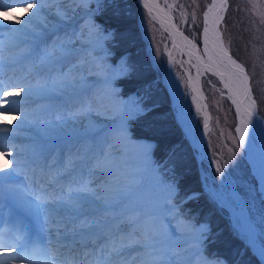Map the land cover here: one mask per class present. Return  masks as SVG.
<instances>
[{"label": "rangeland", "instance_id": "374dc122", "mask_svg": "<svg viewBox=\"0 0 264 264\" xmlns=\"http://www.w3.org/2000/svg\"><path fill=\"white\" fill-rule=\"evenodd\" d=\"M161 1L166 5L173 4L172 11L179 27L183 29L186 35L201 45L200 29L202 27V21L200 20V6L201 4L202 8L206 6L208 0ZM232 1L233 3L230 4L229 0L230 7L227 12V21L225 24V17L223 19L222 31L224 41L227 47L231 48L230 50H232L234 56L243 61L244 64L245 60L247 61L248 64L246 63L245 65H248L247 68H249L251 83L253 84L252 90H254L253 93L258 102V106H262L264 116V0ZM5 2H9V0H5ZM65 2L66 0H45L42 11L36 5H33L32 10L28 12H23L24 8L19 6L12 10L10 14L0 10L2 13L0 14V23L7 24L9 17H16V19L19 18L21 21L20 26L15 27L19 31H10L9 27L0 28V63L12 60L15 54L25 55L29 49L27 42H23L21 49H18V46L7 52L4 48L12 39H22L24 41L31 39V31L45 33L44 28L52 26L59 20V17L55 15V10ZM102 2L103 0H101ZM143 8L142 6L139 8V27L144 37L145 46L152 65L157 72L156 81L162 82L168 87L172 96V107L176 113V118L181 120L182 125L187 129L194 126L195 136L198 139L203 130V116L195 110L194 96L184 72L183 66L187 65V56L171 45L172 39L163 26L158 23V20L152 13H149L146 8ZM32 11H40V15L33 16L32 22L25 25L23 22L28 20L29 16L32 15ZM80 12L81 10L77 9L71 15L70 19L65 20L70 25L66 29L60 32H50L41 38L38 43V54L35 58H31L21 70L17 69V74L12 69L8 70L15 79H25L28 82L26 77H21V75H29L28 65L30 67H39L44 62L42 57L47 50H50L53 46L59 47L60 45H67L63 40L59 39L60 34H71L68 41L81 42L88 46L83 56H73L64 61L60 69L57 68L53 71L54 75L52 78L57 74L60 75L61 71H66L67 68L75 65L73 67V77L76 82L84 80L83 83H90L84 87L85 89L77 101L69 102L65 107L55 109L51 115H48L44 119L32 121L34 127L31 126L28 129L25 128L20 131L21 137L26 139V133H30L31 139L30 141L21 140V145L17 149L16 159L19 160L20 155H22V148H24L26 154L36 150L40 143L38 144L35 136L40 132L48 130L47 127L49 125L56 124V128L67 125L72 126V123L76 121L75 119L83 115L98 120L106 118L110 121V124L105 125V130L110 133L104 136L102 134L99 135L103 139L99 152L103 151L108 156V168H110V165L116 168L114 171L118 174V177L110 180L111 186L114 189L117 186V189L121 193H124L128 189L132 190L133 188L132 185L123 183L124 181L140 182L137 185L138 188L132 192V198H134L138 191L150 190V188H154L157 184H161L162 188L159 190L154 189L160 196L158 200H160L161 204L167 195L168 186L176 181L174 172L169 165L164 164V162L160 165L151 154L149 156L147 151L150 148L152 149L154 145L151 140H136L130 136L131 123L139 116L137 115V107L149 104L148 94L146 91L139 90L127 96L121 93L120 87L118 86L119 80L133 72L130 60H128L126 55L116 56L112 38L105 40L102 34H93L95 32V29L91 27L93 23L102 30L110 32L97 20L98 13L92 18L89 17L88 13L80 17ZM169 58H171V63L181 79L180 87L182 94L180 97H176L175 89L171 84ZM77 68L79 69L78 72L76 70ZM211 76V74H207L202 79L208 109L211 113L210 131L203 146L205 160L209 163H212L213 160L216 164H219L221 170L227 172L230 181H233L237 185L255 219L258 227V235L264 243V208L256 192L249 166L244 159L237 136L233 128L229 127V122H227L231 115L230 109L226 105V96L223 94L222 88L212 84L214 79ZM52 78L50 77L45 83L32 78L30 85L24 86V89L20 90L19 93L26 90L31 91L34 86H44L48 92H51V90L62 92L69 89V87H63L61 85L60 79L54 80ZM0 82H7V79L1 74ZM3 91L10 92V94L11 92L16 93L17 88L8 83L5 88H2L0 93ZM19 102H22V100H19ZM49 103V100L45 98L36 99L16 114V120L25 119L30 111L33 110L32 113H34L39 110L38 108L47 106ZM24 111L26 115L23 114ZM51 141H56V138L53 137ZM45 143L48 142H42V144ZM89 144L88 141L76 142L66 152V155L62 157V160L57 157L56 152L52 154L48 153L45 160L46 164H50L51 166L54 164V166L52 171L46 173L43 178L55 174L69 156L75 155L78 150L82 151L88 148ZM27 146L30 147L28 151ZM4 157L10 159L7 155H4ZM206 170L207 172L204 175L209 182L218 184L219 175H217L216 169L214 170V168L209 166ZM16 174L20 178H25L27 175V173L22 172H16ZM143 175L146 176L143 178ZM219 184H222L221 180ZM14 187L13 194L17 193L21 199H23V196L31 197L33 200L42 197L37 196L34 190L22 183H15ZM39 188L44 190L47 187L42 183ZM60 194L59 189L55 192L51 190V195L45 199H54ZM128 202L129 199L127 198L126 201L120 203V208L124 209ZM23 205L26 209H36L35 205L30 206L26 202ZM155 210L146 212L144 215H150ZM179 221H182V218ZM179 221L171 220V224L174 222L176 229H171L168 225H166V228L169 231L179 230L184 234L186 233L187 239L190 240L188 245L194 248V252L187 258L189 260L187 264H204L201 260L203 255L200 254L201 250L199 248H201V244L207 238L209 232L198 243L199 234L196 229L200 225H208V223L195 224L193 221L185 219V224L182 222L181 224ZM182 225H188L189 227L184 228ZM66 228H63L65 235L61 236L69 240L71 233L66 232ZM186 229L189 231L187 232ZM182 245L185 246L181 242H176L172 245L176 247L179 252L178 255L180 254ZM167 258L169 259V254ZM176 258L177 256L174 257L175 260ZM175 260L172 261V264H175ZM219 261L222 264H229L223 259H219ZM234 264H239V262H234Z\"/></svg>", "mask_w": 264, "mask_h": 264}, {"label": "snow or ice", "instance_id": "6c2138e0", "mask_svg": "<svg viewBox=\"0 0 264 264\" xmlns=\"http://www.w3.org/2000/svg\"><path fill=\"white\" fill-rule=\"evenodd\" d=\"M45 0H0V10L10 14L16 7H23L26 12L31 11L33 5L43 10ZM93 5H95L93 7ZM144 6L148 7L147 0H144ZM104 5L101 0H66L55 10V15L60 20H68L77 10H86L89 17L94 18ZM171 8L172 5H169ZM227 10V0H213L204 13L203 18V45L204 55L207 56L205 71L213 72L218 75L228 89L232 103L236 105L237 115L240 116V126L236 129L239 133V143L243 145L245 134L251 123L253 107L255 100L251 99V88L249 86V77L245 69L236 60L228 55L223 48V41L220 38L218 26L224 17L221 13ZM151 13V9H149ZM210 14L211 18H210ZM40 11H32L25 25L32 22L33 16H39ZM16 23L20 24L19 18ZM10 31H19L14 26H7ZM95 29V34H102L105 40L111 39L113 33L102 30L95 23L91 25ZM211 33V35H210ZM184 39L191 45L192 50H197V46L187 37ZM212 45L209 48V45ZM74 47V46H73ZM70 55V50L64 46H53L47 50L43 60L52 61L57 57L64 58ZM191 57V52H190ZM198 61L202 57H197ZM227 61V62H226ZM229 65L232 67L229 68ZM75 67V65L73 66ZM73 67L67 68L60 73V83L63 87H73L76 80L73 77ZM223 67L228 73L225 79V73L217 71ZM234 69V70H233ZM77 72L79 69H76ZM198 72L200 71L197 66ZM16 94L24 89L23 85L15 86ZM0 95L7 97L9 93L3 91ZM241 96L247 101L242 111L241 100L236 97ZM6 101H0V108H3ZM156 104L137 107V115H143L146 112L156 108ZM8 111V109H4ZM207 126V125H205ZM14 149L10 145H5L4 139L0 137V155H9ZM19 167V162L12 161ZM108 156L103 152L92 153L89 155L88 149L77 151L71 155L62 164L55 174H51L42 179V183L48 189L55 192L60 190V195L54 199H45L40 197L34 200L36 209L59 213L61 209L67 207L73 213L72 219L80 217L78 224L66 228V232L73 234V239L69 243H63L59 240L60 235H65V231H58L57 247L50 249V259L43 261L42 264H172L166 257L170 249L163 246L165 240H172L175 236H181L184 233L179 230L169 231L166 225L171 229H176L171 220L179 221L182 215L181 208L190 201L198 200L201 195L200 190H192L181 195V188L177 182H172L167 188V195L163 202L150 215L145 216L139 211L132 213L120 208V194L110 185L107 180H98L95 177L102 175L107 170ZM217 172H221L219 164L216 167ZM67 177L66 183H61V178ZM75 194V195H74ZM49 193L45 192V196ZM54 204V208H43L42 206ZM91 213L89 216L88 214ZM55 223V221H53ZM187 228L188 225H182ZM196 231L199 234L197 242L202 240L206 233L210 232L208 225H200ZM23 229L15 232L12 240L5 245L0 241V264H13L14 259H28L29 248H34ZM135 249L136 254L126 256V250ZM13 253H17L13 256ZM264 255V251H262ZM31 264V261L29 262ZM216 264H222L217 260Z\"/></svg>", "mask_w": 264, "mask_h": 264}, {"label": "bare ground", "instance_id": "6f19581e", "mask_svg": "<svg viewBox=\"0 0 264 264\" xmlns=\"http://www.w3.org/2000/svg\"><path fill=\"white\" fill-rule=\"evenodd\" d=\"M140 1L144 5V0H140ZM212 2H213V0L209 4V6L212 4ZM147 4H148V7H146V8L148 10L151 9V13L159 20V22L162 24V26L165 28V30L170 34V36L173 40V47L178 48L183 54H185L187 56V60H188L189 65L185 66L186 76H187V79L189 82L190 89H191V91L194 95V98H195L196 110L203 113L205 108H204V105L202 102V90H201V88H202V77H203V75H205L207 73L213 74V72L204 70L205 66L207 64L208 58L206 55H204L203 38H202V44L199 45L193 39L188 37L184 33V31L178 27V25L175 21V15L173 12H171V9H169L166 5H163L160 2V0H147ZM207 11H208V8H207L206 12ZM23 12H26L25 9H23ZM86 14H87L86 10H81V12L79 13L80 17L85 16ZM211 15L212 14H210V18H211ZM8 22H10L11 24H13L15 26L16 25L20 26V24L16 23V17H13V18L9 17ZM2 24H5V23H2ZM2 24L0 23V26H3ZM67 27H69V23H67L65 20L59 19L52 26L48 27L46 29V31H60V30L66 29ZM210 35H211V33H210ZM64 37L69 38L70 36L68 35V36H64ZM184 37H187L188 40H191L193 43H195L197 46V50H195V51L192 50L191 45L184 39ZM211 47H212V45L210 44L209 48H211ZM86 48H88L87 44H83L80 42H74L72 44H69L68 49L70 50V55H71V54H81ZM223 48L226 51H229L227 49L228 47L226 46V44L223 45ZM190 52H191V57L189 55ZM70 55H67L64 58L57 57V59H55V60L47 61L45 64L46 65L45 68L50 69V68L60 66L62 61L68 59L69 58L68 56H70ZM197 57H202V60L198 61ZM14 66H15V63H13V62L8 63L7 65L0 64V71L6 72V70L8 68H12ZM190 66H193L196 70H197V66H199L200 71L198 72V70H197V73L195 74L190 70ZM231 67L232 66L229 65V68H231ZM217 71L224 72L225 73L224 78L225 79L228 78V73L225 71V69L223 67L218 68ZM215 76L217 78H219V80L221 81V79L218 75H215ZM170 79H171L172 86L175 88L176 91H178L179 88H178V85L176 82L175 72L172 70V68L170 70ZM83 82H84L83 80L76 82L73 87H69L68 91H64V93H59V94L46 93L42 89H39V91H37V93H35L34 96L33 95L28 96L27 95V101L22 102V104L28 103L29 101L34 100L37 97H46L48 100H51V102L49 103V105L46 108H44V109L41 108V111L35 112L34 114L30 115L29 118L31 120H40L42 118H45V116L49 113V111H51L52 108H57L58 106L64 104L65 102H68L69 100L78 99L80 96L79 90L81 88H83L84 85L87 83V82L86 83H83ZM11 83H14L16 85H20V84H22V81H19V82L11 81ZM221 83H222V87L224 89V94H226L228 97H230L231 94L229 93L228 89H226L224 87V84L222 81H221ZM250 95H251V99H253L252 93ZM23 96H26V94L23 93L21 95H18V97H21V98ZM14 97H16V96L14 95ZM236 98L238 100H241L242 111H243V108H244V106H246L247 101L243 100V98L241 96H237ZM20 107H21V104L12 103L11 101L7 100L6 103H4L3 108H0V137H2L4 139L5 145L11 146V145L16 143L15 131L20 129L23 126L20 123H15L12 120V118H10L12 116L11 115L12 110L19 109ZM234 107L236 110V105H234ZM5 108L8 109V111L5 112L4 111ZM107 122L108 121L105 118H103L102 120H97V119H93L90 116L84 115L83 117L77 118V120L72 123V126L67 125L65 127L60 126L57 128L56 127L50 128L51 131L55 130V132H47V133L42 134V135L58 137L60 146H56L55 149L58 150V152H60V149L67 144V140H68V138H70L68 135H73L74 137H72V139H74L76 141L78 139L82 140L84 138H88V139H86L87 141H93L95 138L93 136H95L100 131V129L103 128L104 125H106ZM239 126H240V116H239L238 127ZM188 133L191 136V139L194 143V146L199 148L200 147V140L195 138L194 130L189 131ZM238 135H239V133H238ZM263 145H264V122L257 115V113L255 111V105H254L251 123L248 126V131L245 134V140H244V143L242 145L245 152L248 155V160L250 162L251 167H253L254 164L258 163L260 161V158H263V157H254L256 155V151L259 150V147H260V150L263 151ZM51 149H52L51 147L40 148V150L34 155V157H32V159H34V161L42 160L44 158L46 152L51 151ZM21 167H26V166L25 165L19 166V168H21ZM46 169L47 168H45V170ZM42 170H44V166L41 167V171ZM10 171L11 170L9 167V162L3 161L0 163V187H2L4 185H6L7 188L11 187L10 185H8L11 180H7V179L13 178L14 174L9 175ZM111 174H114V172L110 168H107V170L104 174L98 175V180H101V178L103 176H104V178L102 180H106V178L108 176H110ZM115 177H116V175H115ZM5 178H6V180H4ZM223 183L230 185L228 180L225 178H223ZM209 191L220 202V204L222 206L226 207L227 209H229L232 212V214L234 215L235 218H237V217L239 218L238 225L241 229V232L248 237L249 244L252 246L254 251L260 256V258L264 262V255H262V251H264V246L261 245V242H260L258 235H257L256 227H255L254 223L251 221L248 214L246 213V210L244 208V203H242V200L238 196V193L234 189H232V187L230 188L229 191H227V190H225L224 186L217 188L214 185H210ZM44 193H45V191L42 192V194H44ZM143 193H145V191H143L139 194L140 200L137 201L134 205H132L129 208V210L126 212L132 213V212L137 211L138 206H140V204H142L143 200L147 197V195L142 197ZM122 200H124V196L120 197V201H122ZM154 203L155 202H153L152 200L148 202L149 206L153 205ZM54 207L55 206H45L43 208H49L50 209V208H54ZM142 210H143V208H140L139 212ZM40 214L52 226L51 229L57 233H58V231H60L62 229L61 227L64 226L68 221L76 220L79 223V221L81 219L78 216L76 217V219H72L74 214L71 213L67 207L61 209L59 213L49 212L46 210H40ZM10 216L12 217V220L16 221L18 224L21 222H24V218H22L24 215L22 213L12 211L10 213ZM53 221H55V223H53ZM30 227H32V226L30 225ZM18 230H20V228H18ZM4 231H6V230L4 229ZM72 237H73V234H72ZM3 238H4V234L0 232V241H3L5 243V245L11 241L8 238H6L5 240H2ZM49 240L53 244L58 243L56 237H49ZM176 240H177V237H174L170 242H174ZM167 244L168 243L165 240L163 246H166ZM189 252H190V250H182L179 258L177 259L176 264H184L185 259H186L187 255L189 254ZM127 253L135 255L136 250L135 249H128ZM16 255H17V253H13V256H16ZM33 257H34L33 258L34 261L41 260V253L35 254ZM17 261L19 263L20 259H14L13 264H17Z\"/></svg>", "mask_w": 264, "mask_h": 264}, {"label": "trees", "instance_id": "16d2710c", "mask_svg": "<svg viewBox=\"0 0 264 264\" xmlns=\"http://www.w3.org/2000/svg\"><path fill=\"white\" fill-rule=\"evenodd\" d=\"M134 1V0H132ZM118 13L112 16L110 19L111 26L115 28L118 41L122 45V47L125 50H128L132 53V55H144L146 54H138L135 52V50H138V47L132 45L135 42H139L141 39L137 24H136V14H132L127 12L126 10H119ZM165 132L162 134V140H166L169 142L167 147H174L176 144H179L178 146H183L188 148L187 141L184 139L182 140V131L179 129V127L175 124L173 132V128H166L164 129ZM160 143V140L158 141ZM164 146V147H166ZM177 151V149L174 148V153ZM190 158V157H189Z\"/></svg>", "mask_w": 264, "mask_h": 264}, {"label": "water", "instance_id": "95a60500", "mask_svg": "<svg viewBox=\"0 0 264 264\" xmlns=\"http://www.w3.org/2000/svg\"><path fill=\"white\" fill-rule=\"evenodd\" d=\"M238 63V61H236ZM239 64V63H238Z\"/></svg>", "mask_w": 264, "mask_h": 264}]
</instances>
